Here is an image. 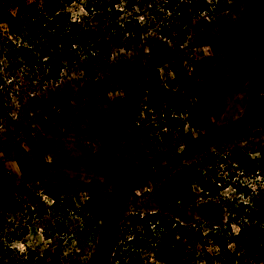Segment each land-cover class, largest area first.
<instances>
[{
    "label": "rangeland",
    "instance_id": "374dc122",
    "mask_svg": "<svg viewBox=\"0 0 264 264\" xmlns=\"http://www.w3.org/2000/svg\"><path fill=\"white\" fill-rule=\"evenodd\" d=\"M1 1L0 33L14 38L15 6ZM92 1L62 7L83 12ZM106 1L148 27L137 47L95 65L92 81L72 75L61 95L39 93L26 108L9 75L22 76L0 56L12 88L0 127V264H219L216 255L255 264L232 238L248 213L238 204L264 201V0H206L200 14L194 0ZM25 6L43 10L42 0ZM167 173L187 180L194 202L163 200ZM207 201L221 215H199Z\"/></svg>",
    "mask_w": 264,
    "mask_h": 264
},
{
    "label": "trees",
    "instance_id": "16d2710c",
    "mask_svg": "<svg viewBox=\"0 0 264 264\" xmlns=\"http://www.w3.org/2000/svg\"><path fill=\"white\" fill-rule=\"evenodd\" d=\"M10 2L15 6L11 28L14 38L0 33V56L20 72L22 78L9 76L17 79L12 85L19 88L18 94L28 97L24 104L26 108H33L37 104L36 96L39 93L53 92L55 95H61L60 86L72 75L92 81L97 74L95 65L106 66L114 50L137 47L148 27V23H141L136 17L131 18L128 13L122 20L121 10L115 8L114 1L107 3L106 0H93L83 12L78 9L66 12L62 7L64 0H42L43 10L39 12L27 10L25 0ZM216 6L221 11L225 9L221 3H217ZM182 7L186 12L189 9L184 5ZM190 7L194 13L200 14L209 6L206 0H194ZM124 9L128 10L127 7ZM5 10L6 5L0 0V15ZM184 18L182 24L191 25L190 19H186V16ZM166 27H169V23L163 24L160 30ZM175 33L181 41L185 40L182 25L176 26ZM169 38L175 40L176 37ZM163 64L165 60L155 58L156 67ZM262 73L264 77V66ZM10 82L6 80L4 73L0 72V127L4 118L9 115L7 108L10 102L7 100L12 96ZM86 86L93 87L92 83H87ZM42 102L44 107L49 105V101ZM195 112H202V109L197 107ZM243 122L244 117L236 120L233 127H227L221 140L234 138L236 129L241 128ZM237 150L235 147L234 153ZM189 153V149H184L179 155V160ZM234 158L238 159L236 154ZM160 194L165 202L179 203L183 208L194 202V194L187 180L180 179L175 174L168 175L161 183ZM58 201L57 198L55 203L58 204ZM238 206L248 209V213H245L237 236L232 238L234 249L242 251L244 258L253 260L255 264H264V201L255 200L251 206H244L241 203ZM197 211L204 218L214 213L221 215V209L211 201L197 204ZM4 222V218L0 216V231L4 228ZM200 241L201 237H197L194 244ZM177 257L183 259L184 252L181 250ZM215 258L219 264H238L233 258L229 260L227 255H216ZM100 261L93 258L86 264H100Z\"/></svg>",
    "mask_w": 264,
    "mask_h": 264
},
{
    "label": "flooded vegetation",
    "instance_id": "af4514ba",
    "mask_svg": "<svg viewBox=\"0 0 264 264\" xmlns=\"http://www.w3.org/2000/svg\"><path fill=\"white\" fill-rule=\"evenodd\" d=\"M112 230H109V228H108V230H107V237H106V240L108 239V238H112V236L114 235V233L113 232H111Z\"/></svg>",
    "mask_w": 264,
    "mask_h": 264
},
{
    "label": "clouds",
    "instance_id": "9594fccd",
    "mask_svg": "<svg viewBox=\"0 0 264 264\" xmlns=\"http://www.w3.org/2000/svg\"><path fill=\"white\" fill-rule=\"evenodd\" d=\"M23 250V249H22Z\"/></svg>",
    "mask_w": 264,
    "mask_h": 264
}]
</instances>
